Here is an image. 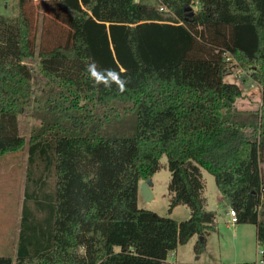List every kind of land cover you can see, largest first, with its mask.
I'll return each instance as SVG.
<instances>
[{
	"label": "trees",
	"instance_id": "trees-1",
	"mask_svg": "<svg viewBox=\"0 0 264 264\" xmlns=\"http://www.w3.org/2000/svg\"><path fill=\"white\" fill-rule=\"evenodd\" d=\"M42 5L39 22L33 0L0 16V157L27 145L16 251L0 264H164L194 236L199 255L216 218L202 169L235 223L255 227L264 264V93L238 121L241 89L223 80L235 61L264 90V0ZM30 102L44 114L26 142L17 116ZM162 156L167 213L185 206L186 220L138 206Z\"/></svg>",
	"mask_w": 264,
	"mask_h": 264
},
{
	"label": "rangeland",
	"instance_id": "rangeland-1",
	"mask_svg": "<svg viewBox=\"0 0 264 264\" xmlns=\"http://www.w3.org/2000/svg\"><path fill=\"white\" fill-rule=\"evenodd\" d=\"M33 0L38 22L45 14L42 2ZM18 14V0H0V16L7 18ZM32 70V94L40 98L45 78L39 70L36 57L25 60ZM223 80L226 83L236 84L241 89L242 97L235 102L233 117L238 121L254 116L260 109L264 90L250 78L249 68H243L233 61ZM36 104L30 102L18 114L17 125L25 141L30 138L35 127L41 124L44 111L36 109ZM27 145L22 150L8 153L0 157V256L11 255L14 258L16 251L21 207L26 178ZM162 168L151 177L150 190L154 199L147 202L139 191L138 206L153 211L159 216L169 217L176 221H183L189 217V210L185 206H178L172 215H168V183L170 173L167 170L166 158H160ZM11 164L14 166L11 167ZM204 188L202 195L206 200V210L215 213L214 231L205 237V250L197 255L194 245L197 236L192 237L186 244L179 246L177 264H262L260 246L256 241L255 227L250 224L232 223L225 214L230 209L229 201L216 189L214 179L205 170H201ZM228 209V210H227ZM174 263V257H169Z\"/></svg>",
	"mask_w": 264,
	"mask_h": 264
},
{
	"label": "water",
	"instance_id": "water-1",
	"mask_svg": "<svg viewBox=\"0 0 264 264\" xmlns=\"http://www.w3.org/2000/svg\"><path fill=\"white\" fill-rule=\"evenodd\" d=\"M190 8H186V11H189ZM191 15V14H189ZM152 182H151V179H148V180H145V181H142L140 184H139V188L138 190L141 192L142 196L144 197V199L149 202L151 200H153V195L151 193V190H150V186H151Z\"/></svg>",
	"mask_w": 264,
	"mask_h": 264
},
{
	"label": "crops",
	"instance_id": "crops-1",
	"mask_svg": "<svg viewBox=\"0 0 264 264\" xmlns=\"http://www.w3.org/2000/svg\"><path fill=\"white\" fill-rule=\"evenodd\" d=\"M12 166H14V164H11V167ZM25 167H26V165H25ZM153 199H154V195H153ZM178 207V206H177ZM177 207H175L174 209H173V211L171 212V214L170 215H172V213L174 212V210L177 208ZM228 210V209H227ZM225 214L228 216V218H229V221L231 222V218L229 217V215H228V211H226L225 212ZM179 251V246L177 247V249L169 256V257H174V263L173 262H171V261H169V257L167 258V260L165 261V263L164 264H177V262H180V261H178V252Z\"/></svg>",
	"mask_w": 264,
	"mask_h": 264
},
{
	"label": "built area",
	"instance_id": "built-area-1",
	"mask_svg": "<svg viewBox=\"0 0 264 264\" xmlns=\"http://www.w3.org/2000/svg\"><path fill=\"white\" fill-rule=\"evenodd\" d=\"M260 201L261 202L264 201V190L261 191ZM228 215L231 218V222L235 223L236 222V213H235V211L233 209H229L228 210Z\"/></svg>",
	"mask_w": 264,
	"mask_h": 264
}]
</instances>
